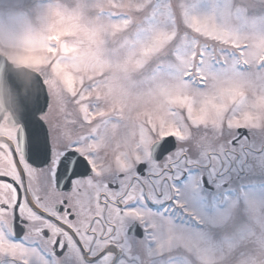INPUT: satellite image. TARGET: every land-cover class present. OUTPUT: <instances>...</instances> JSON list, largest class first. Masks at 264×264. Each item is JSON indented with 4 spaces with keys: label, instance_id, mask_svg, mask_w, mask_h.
<instances>
[{
    "label": "snow or ice",
    "instance_id": "obj_1",
    "mask_svg": "<svg viewBox=\"0 0 264 264\" xmlns=\"http://www.w3.org/2000/svg\"><path fill=\"white\" fill-rule=\"evenodd\" d=\"M0 264H264V0H0Z\"/></svg>",
    "mask_w": 264,
    "mask_h": 264
}]
</instances>
